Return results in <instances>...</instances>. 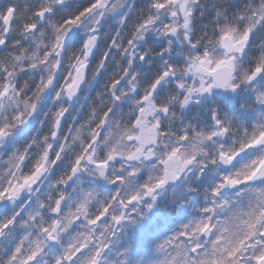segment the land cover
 <instances>
[{"label": "clouds", "instance_id": "clouds-1", "mask_svg": "<svg viewBox=\"0 0 264 264\" xmlns=\"http://www.w3.org/2000/svg\"><path fill=\"white\" fill-rule=\"evenodd\" d=\"M0 264H264V0H0Z\"/></svg>", "mask_w": 264, "mask_h": 264}]
</instances>
